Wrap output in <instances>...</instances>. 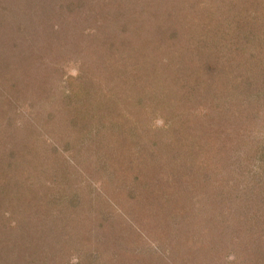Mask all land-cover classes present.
<instances>
[{
	"label": "rangeland",
	"instance_id": "1",
	"mask_svg": "<svg viewBox=\"0 0 264 264\" xmlns=\"http://www.w3.org/2000/svg\"><path fill=\"white\" fill-rule=\"evenodd\" d=\"M19 1L12 26L32 7V0H12ZM137 1L160 12L153 24L170 19L173 39L163 44L157 74L141 68V84L118 90L135 102L117 106L94 97L109 75L93 67V86L85 81V91L68 100L81 74L74 51L93 42L83 29H101L102 7L122 6L73 0L78 8L67 13L71 0H45L62 27L52 57L60 70L49 71L48 57L39 66L50 72L41 95L34 91L42 73L27 74L41 72L38 62L18 61L19 88L26 79L37 85L12 95L13 105L7 90L0 95L5 224L13 229L22 219L38 228L34 211L47 205L55 217L41 219L66 229L82 209L84 247L102 254L100 264H264V0ZM3 15L0 9V21Z\"/></svg>",
	"mask_w": 264,
	"mask_h": 264
},
{
	"label": "trees",
	"instance_id": "2",
	"mask_svg": "<svg viewBox=\"0 0 264 264\" xmlns=\"http://www.w3.org/2000/svg\"><path fill=\"white\" fill-rule=\"evenodd\" d=\"M115 2L122 7H113V11L109 10L108 13L102 7V12L96 15L97 23L99 22L98 20L103 19L100 25L101 29L99 26H97L99 28H96V26L89 25H86L87 27L83 29L84 33L88 35L92 33L91 39L93 42L88 40L74 51L76 61L81 58L79 64L81 74L78 77L79 79L72 83V89H68L71 92V99L68 102L76 98L74 96L78 92L81 95V92L85 91V81H87L88 86H93L89 78L92 75L90 74L91 67L109 75L104 78L103 93L96 94L94 97L98 96L99 99L107 98L109 102L117 106L122 104L121 101L123 100H133L132 103L135 102L132 97H117L116 94H118L119 89L133 88V85L141 84L136 75L141 68L146 71L152 69L155 74L159 71L158 55L163 50V44L167 45V40L173 39V35H169L167 31L170 19L167 24L162 21H155L153 24L150 17H153L154 14H159V11H152L151 7H139L140 1L137 0L133 2L131 0H115ZM144 2H147V0H144ZM72 3L73 0L68 4V7H63V11L67 10V13H73L75 10L76 12L78 7L73 10ZM20 4L21 1L15 3L12 0H0L1 13L7 14L6 17L3 15L0 21V70L2 71L0 75L2 77H11L8 85L0 83V95L6 93L7 90L5 99L11 105L15 103V99L11 98L12 95L17 96L19 91L28 90V88L37 85L34 81L26 79L22 84L24 89L22 87L19 88L15 78L16 69H12L18 61L23 63L37 61L38 69L41 70L39 66L42 64L46 65L48 57L49 59L51 58L49 61L53 62L51 64L53 70L50 69L49 71L60 70L59 66L54 63L57 59L52 57H55L53 52L56 50L53 36L62 27L55 25L50 7L44 6L46 4L45 0H32V7L24 8L26 9L25 16L22 17V20L18 18L12 26L10 22L11 12L12 10L20 9ZM82 4L83 0H81L80 5ZM39 9H41L40 15L44 12L45 23H47L43 29L41 24H39V22H43L39 18ZM61 9L58 7L57 13L55 12L56 17L58 12H61ZM109 13H112V17H108ZM49 71L42 72L41 70V72L27 73L29 76L37 75L39 77V73L43 75L41 80L44 84L40 87L41 90H35L34 92L41 95H45L46 91L48 92ZM14 79L15 81H13ZM234 84L237 85L239 90L247 87L246 84L243 86L242 82ZM68 88L70 87L68 86ZM89 92L91 93V90ZM252 92L250 93L251 95H255V92L257 95L260 90ZM8 93L11 94L8 95ZM91 94L93 95V93ZM88 100L85 101L86 107L90 106ZM85 137L83 141H85ZM1 188H7L6 190H8L10 186L8 183L1 181ZM77 199V196L71 198L72 205ZM43 208L41 215L38 213L39 209L37 212L34 211L36 214L34 218L37 217L41 221L40 226H37L38 228L33 227L31 224L21 223L19 221L22 219H18L19 221H16V224L10 225L13 229L10 228L9 230L4 221L6 218L5 211H3V207L0 209V264H100L103 261L102 254L98 250L92 249L88 252V248L84 247L88 235L86 231L81 229L83 225L81 220L84 219L81 213L82 209L80 212H72L70 228L63 229L56 227L55 224L51 227V221L44 222L42 220L55 217L53 213L56 214L53 207L44 205ZM31 209H34L33 203ZM29 216L33 218L31 214ZM18 242L21 245L17 247Z\"/></svg>",
	"mask_w": 264,
	"mask_h": 264
}]
</instances>
